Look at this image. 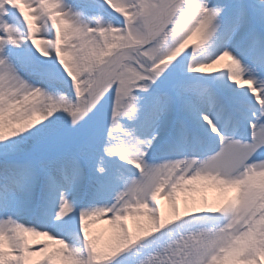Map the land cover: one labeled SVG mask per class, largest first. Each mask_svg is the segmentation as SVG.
I'll use <instances>...</instances> for the list:
<instances>
[{
	"label": "snow or ice",
	"instance_id": "1",
	"mask_svg": "<svg viewBox=\"0 0 264 264\" xmlns=\"http://www.w3.org/2000/svg\"><path fill=\"white\" fill-rule=\"evenodd\" d=\"M0 264H264V0H0Z\"/></svg>",
	"mask_w": 264,
	"mask_h": 264
},
{
	"label": "bare ground",
	"instance_id": "2",
	"mask_svg": "<svg viewBox=\"0 0 264 264\" xmlns=\"http://www.w3.org/2000/svg\"><path fill=\"white\" fill-rule=\"evenodd\" d=\"M207 192H209L211 194L212 193H215V194L218 193L214 189L205 188V189L199 190L196 193H193V194H190V195H187V196H183V195L180 196L178 198V203H179V206H180V210L183 211V208H184L183 202L185 200L191 201L193 198H195L197 201H199L201 198H204V193H207ZM210 198H212V197H210ZM159 203H160V206L163 209H165L166 211L170 212V209H169L167 201L161 199ZM208 203L211 205L210 199H208ZM215 203H218V199L214 200L212 204H215ZM129 222H132L130 224V228H133L135 223H136V221L129 220ZM141 223H143V221H141ZM89 233H90V235L97 236L99 238L100 245L102 246L107 241L109 236L111 235V228H110L109 225H107L102 220L101 221H96V222H93V223L90 224ZM99 234H100V236H99Z\"/></svg>",
	"mask_w": 264,
	"mask_h": 264
},
{
	"label": "rangeland",
	"instance_id": "3",
	"mask_svg": "<svg viewBox=\"0 0 264 264\" xmlns=\"http://www.w3.org/2000/svg\"><path fill=\"white\" fill-rule=\"evenodd\" d=\"M68 2L69 3H72L73 2V0H68ZM128 226H129V228H130V224L132 223V222H125ZM99 236H100V234H99Z\"/></svg>",
	"mask_w": 264,
	"mask_h": 264
}]
</instances>
